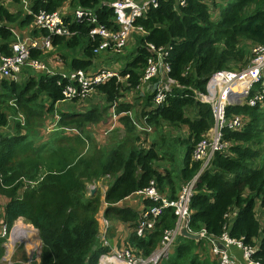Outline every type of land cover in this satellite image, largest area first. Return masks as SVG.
I'll list each match as a JSON object with an SVG mask.
<instances>
[{
  "label": "trees",
  "instance_id": "obj_1",
  "mask_svg": "<svg viewBox=\"0 0 264 264\" xmlns=\"http://www.w3.org/2000/svg\"><path fill=\"white\" fill-rule=\"evenodd\" d=\"M63 1L33 0L31 14L20 20L19 26L32 23L33 13L39 9L49 12L59 9ZM112 1L76 0V4L94 11L97 21L109 27L114 18ZM210 10L219 12V17L213 19ZM144 15L135 24L141 25L146 34L136 38L135 49L121 69V74L129 73L128 85L116 83L114 78L98 85L96 91L106 101L102 108L56 112L55 104L63 98L61 84L57 83L59 73L52 76L38 73L25 77L22 83L0 78V127L7 124V109L3 106L7 98L14 99L11 114H18L15 132L0 134V194L8 197L5 205L0 206V219L8 228L20 219L37 230L41 244L39 262L35 264H96L100 253L107 250L98 240L96 215L102 202L106 204L103 217L133 224L137 212L116 204L145 188L150 179L156 180L161 193L175 198L181 184L199 171L200 162L192 159V150L213 124L209 104L199 101L197 93L205 92L214 72L230 69L231 64L246 66L252 57L248 43L264 45V0H187L179 12L173 8V0H160L158 7L147 9ZM18 17L0 6V55L9 54V43L16 40L6 23ZM69 29L74 31L71 37L54 36L52 45L64 50L81 49L83 58L70 57L69 65L71 69L85 68L91 64L95 55L92 50L99 40L89 37L85 22L71 23ZM148 43L170 46L165 61L174 84L156 107H152L151 93L140 95L136 91V99L143 104L140 116H145L148 124L187 127V138L182 140L187 148L177 172L178 183L169 171L158 170L155 162L162 157L155 149L156 144L146 148L138 144L139 131L130 116L122 113L131 111V103L118 101L121 90L136 89L148 57L154 56ZM38 55L40 51H31L32 58ZM260 89L264 86L256 83L252 92ZM114 101L122 126L117 129L119 134L104 149L93 144L92 150L77 151L76 147L84 145L90 137L83 133L84 127L103 120ZM53 111L58 116L57 127H74L79 129V135L70 142L61 138L56 148L41 154L37 151L40 146L32 149L31 141L26 138L34 131V124ZM226 115H241L247 121L240 130L223 127V140L229 146L225 151L215 152L197 177L190 200L189 227L193 232L204 229L214 237L227 231L231 238L241 239L246 246L255 248L252 260L264 263V224L256 217L257 203L264 210V99L255 106L229 105ZM20 123L28 130L21 133ZM103 176L113 180L101 200L97 191L92 194L87 186ZM20 177L35 184L26 186L18 198L17 190L23 186ZM232 212L235 216L230 220L228 215ZM173 223L174 215L167 208L146 236L131 233L128 239L147 255L161 231ZM178 239L181 243L175 253L161 259L159 264H205L195 258L194 252L191 254L190 244L195 239L184 235ZM2 241L0 259L4 250Z\"/></svg>",
  "mask_w": 264,
  "mask_h": 264
},
{
  "label": "built area",
  "instance_id": "obj_2",
  "mask_svg": "<svg viewBox=\"0 0 264 264\" xmlns=\"http://www.w3.org/2000/svg\"><path fill=\"white\" fill-rule=\"evenodd\" d=\"M209 1V0H205ZM160 0H113L110 6L113 9V24L106 27L100 24L94 16V11L86 9L80 5L74 6L69 18L58 11H46L39 9L33 13L32 25L44 30V34L24 39H16L9 44V54L0 55V78L14 80L20 72L23 65L27 64L36 72L52 76L55 74L51 68L42 61L32 59L30 56L32 50L45 52L52 48V39L54 36L69 38L74 31H70L69 24L85 22L89 26V37L99 42L93 47V53L107 52L114 56H121L132 34L137 37L146 34L144 28L135 24V21L144 17L147 9L158 7ZM187 0H173V8L179 12L184 7ZM211 17L217 19L219 12L211 11ZM149 50L154 54L147 59V64L140 83L134 90L142 92L150 91L152 94V107L160 105L165 100L166 92L174 84L173 79L168 76L169 66L165 61L170 46H154L147 44ZM252 55L249 63L241 68L230 70H218L214 72L205 85V92L197 93V99L202 103L209 104L213 124L196 142L192 150V159L200 162L199 171L188 181L183 183L175 198L170 199L162 194L157 186L155 179H150L148 185L136 191L143 200H148L138 213L135 223L132 224L131 233L138 237H144L152 231L165 209L170 208L174 215V223L171 227L162 230L161 239L153 253L144 254L140 248L135 247L126 241L121 245L113 244L108 238V230L111 228L110 221L105 217L98 218L99 234L98 240L106 251L100 253L96 264H159L160 260L168 255L178 236L185 228L187 232L198 234L199 238L205 239L211 248L212 254L216 257L217 264H240L238 259L230 252V248H236L240 252L241 264H264L252 260L251 255L255 248L246 246L241 239L231 238L227 231L220 236L214 237L207 234L204 229L193 232L189 227L190 222V200L194 193V186L199 173L205 169L215 152L227 150L229 143L223 140L222 129L228 127L230 130H240L247 119L241 115H232L227 117L226 108L229 105L255 106L264 99V89L252 92L253 86L260 83L264 86V45L255 44L250 47ZM61 84L62 100L74 101L77 104L88 100L96 91L97 86L104 84L114 78L116 83L120 82L124 86L128 85L129 73L121 74V70L116 67H98L89 66L79 69H71L66 72H58ZM62 80H65L62 83ZM97 92V91H96ZM116 102L111 106L112 118ZM130 116L132 123L138 131L150 132L151 125L146 122V117H141V121H136L131 111L122 112ZM119 116V114H118ZM23 123L24 118L20 116ZM58 119V116H57ZM65 133H74L79 135L78 129L74 127H60ZM145 148L142 139L138 143ZM93 187H90L92 190ZM90 190V191H91ZM231 213L228 215L230 218ZM35 229L22 220L18 219L11 227L0 219V239H3V255L1 264H32L35 259L32 256L29 261L13 260V254L16 248L29 241L30 237L35 236ZM31 252H37L33 249Z\"/></svg>",
  "mask_w": 264,
  "mask_h": 264
},
{
  "label": "rangeland",
  "instance_id": "obj_3",
  "mask_svg": "<svg viewBox=\"0 0 264 264\" xmlns=\"http://www.w3.org/2000/svg\"><path fill=\"white\" fill-rule=\"evenodd\" d=\"M222 4L225 3V1L221 2ZM221 4V7H222ZM76 0H72L71 3L67 4V7L70 8H74V6H76ZM73 10V9H72ZM137 36L136 34H132L128 43L126 44L122 55L118 56V57H113V61L115 62V66L116 68H118L119 70L123 69V67H125L126 65V61L130 59V56L132 55L134 49H135V40H136ZM250 45V47L252 46V44L248 43ZM71 51L70 55H79L81 53V49L77 52H75L76 50H64L61 46H57L55 48H52L51 50H49L48 52H40V55L32 58V59H36L39 61H42L45 63V59L52 56L53 54H56L55 57L53 58H63V55H68V53ZM102 53V52H100ZM99 53V54H100ZM67 60H69L68 56L66 57ZM107 66H111V64H108ZM239 65H234L231 64V68L230 70H235L238 69ZM91 67V66H90ZM91 68H95V67H91ZM109 68V67H108ZM38 73L40 72H36L33 68H31L30 66H28L27 64L23 65L20 72L17 74V76L15 77L14 80L18 81V82H23L24 78L27 76H36ZM144 93H148V91L144 90ZM121 96L119 97L118 101L120 102H127V103H131L132 108H131V114L132 117L136 120V121H141L140 120V112L142 110V103L139 99H136V92L134 90H129V89H125L124 91L121 90ZM8 100L6 101V103L3 105L7 110V125L6 126H2L0 127V134H12V132H15V130L17 129L15 121H18L15 117L18 116V114H16V116L12 115L11 112L9 111V109L13 108V102L14 99L11 98H7ZM75 103V105H74ZM106 104V101L104 99V97L97 93L96 91L91 95V97L86 100V101H82L79 102L78 104L74 101H68V100H64V101H59L55 104V110L56 112H58V110L61 111H71V110H78V111H84L88 108L91 107H98V108H102L104 105ZM7 105L9 107V109L7 108ZM9 111V112H8ZM56 112H52V113H46L44 115V117H42V121L41 122H36L34 124V131L29 133V135L27 136L26 140L31 141V147L32 149L34 147L40 146V149H38L37 151L41 154H45L46 151L49 149L50 145H53V142H57L60 141L62 137L64 140V136H62V134L60 135L59 133H55V137H53L52 135V131L55 130V128L57 126H59L57 124L58 119H57V114ZM115 113V110H114ZM104 114V113H103ZM115 117L112 118V114H111V110L110 107L107 109V114L105 113V115L103 116V120H101L98 123H91L88 126L84 127L83 133L85 135H89V140L88 142L85 143V147H83V151H85L86 148L92 150L93 148V144L95 146H97L98 148L102 147L103 149L108 146L109 144H111L112 140L114 139V137H116V135H118L119 133L117 129L122 128L119 119H118V114L115 113ZM20 132L23 133L26 130H28L26 128L25 125H22L20 123ZM151 125V124H149ZM152 130L150 132H145V131H139V137L142 139V142L144 143L145 148L149 147L152 143L156 144L155 149L156 151H158V155L162 157V159L157 160L155 162L157 168L159 171L163 172V171H169L173 177H175V179L177 180L178 183V177H177V172L179 170V167L181 166V161L182 158L184 156V153L186 151L187 148V143L185 141H182L183 139L187 138V127L185 125H180V126H168V125H163V126H154L153 124L151 125ZM59 131L60 130L58 127L56 128ZM79 130V129H78ZM121 130V129H120ZM58 138V139H57ZM65 142V140H64ZM34 151V150H33ZM84 153V152H83ZM173 153V156H172ZM21 180V182L23 183L22 187H19V191L17 192V194L19 196H21L24 192V189L26 188V186H30L33 187L35 182L32 181H28L25 177H20L19 178ZM113 180V178L109 177V176H103L100 177L99 179L95 180L94 182H90L87 186V191L88 192H92V190L94 192L97 191V193L101 196L105 193V190L107 189V186L110 184V182ZM182 185V184H181ZM90 187H93L92 190L90 189ZM166 187V186H165ZM181 187V186H180ZM91 190V191H90ZM162 194H165L162 192ZM88 195V194H87ZM102 200V198H101ZM123 202H127V201H123ZM102 206L100 207V210L98 212V214L96 215L98 218H101L102 215H100V211L102 210ZM257 210V209H256ZM256 217L258 218V220L263 223L264 222V210L262 209L261 213L259 211H256ZM113 221V220H112ZM114 222V221H113ZM29 224V223H27ZM31 225V224H29ZM35 229V228H34ZM36 230V229H35ZM37 232V230H36ZM162 233V231H161ZM161 239V234L159 237H157L154 240L155 246L153 248H151V252L153 253L155 248L158 246L159 242ZM36 239L33 240V237H30L29 241L25 242L24 244H21L17 247V250L20 252H23V246L27 249H29V251L31 252L33 249H38V256H39V248H38V244L34 243ZM28 243V244H27ZM181 243V240L177 238L176 243H174L173 247L171 248V250L168 252V255L165 256L168 257L170 255H173L175 253V250L177 249V246H179V244ZM190 249H191V254H193V252L196 255V259L199 260L202 263H208L210 262L211 264H217V260L216 257L212 254L211 252V248L209 243L206 240H203L201 238H199L198 240L193 241L190 244ZM15 255L17 256V253H15ZM26 255L24 256H17L20 258H25ZM1 264V261H0ZM33 264V262H32Z\"/></svg>",
  "mask_w": 264,
  "mask_h": 264
},
{
  "label": "crops",
  "instance_id": "obj_4",
  "mask_svg": "<svg viewBox=\"0 0 264 264\" xmlns=\"http://www.w3.org/2000/svg\"><path fill=\"white\" fill-rule=\"evenodd\" d=\"M32 1L33 0H0V6H2L4 9H6L11 14L19 15V17L15 21L10 22V23H6L7 26L11 27L12 32L16 36V39L36 37V36L44 34L41 29L35 28L32 25V23L26 24L23 26H19L20 20H22L26 15L31 14ZM71 1L72 0H64L62 2V5L60 6V8L57 9L64 16V18H69L71 13H72L73 8L69 9L67 7V4L71 3ZM52 48H55V47H53V45H52ZM52 48H50L49 50H51ZM49 50L45 51V53L48 52ZM66 51H68V50L66 49ZM75 52H77V50ZM70 54H71V51L68 53V55L67 54L63 55V58H61V59L60 58H53L56 56V54H53L52 56L46 58L44 61H45V64H47L51 68V70H53L55 73L66 72V71L71 70V67L69 65V60L66 59L67 56L69 59H70V57H72V58H75V57L76 58H83L82 51L79 55H70ZM116 57H118V56H116ZM108 64H111V66H113V67L116 65L115 62L113 61V56L111 54H109L107 52H102L100 54L98 53V54H95L93 56V58L91 60V64L89 65V67L90 66L95 67V68L111 67V66H107ZM148 93L150 94V91ZM143 94H144V91L140 92V95H143ZM74 105H75V103H74ZM9 111L11 112L10 109H9ZM6 125H4V126H6ZM56 128H55V130L52 131L53 137H55V135H56L55 133L57 132L60 135L62 134V136H64V138H66L67 141L70 142L73 140L72 138H74L75 136H78L77 134H74V133H65L63 131H59ZM58 128H60V127H58ZM12 133H14V132H12ZM60 138H62V137H60ZM56 147H57V142L56 143L53 142V145L49 146V150L54 149ZM83 147H85V144L77 146L76 149H77V151L83 152V149H82ZM103 195L101 196L102 199H103ZM16 196L18 198H20L22 195L19 196L17 194ZM124 200L127 202H123ZM7 201H8V197L0 194V206L3 207ZM144 204L145 203L143 202L142 197L140 195H138L136 192H134L130 196H127L124 199H122L121 201H119L116 205H118V206H129L130 208L134 209L138 214L139 211L142 209V206ZM102 205L103 206H102V210L100 211L101 212L100 215H102L103 208L106 206V204L104 202H102ZM256 209H257L256 211H259L261 213L262 208L259 206L258 203H257ZM256 214H257V212H256ZM234 216H235V212H232L231 216H230V220H232L234 218ZM109 221H110V224L112 225L111 228H113L111 234H108V238L110 239V242L113 244L121 245V244L125 243L126 241H128L129 240L128 237L131 234L132 223H123V222H117V221L113 222L112 220H109ZM263 224H264V222L262 223V225ZM180 235H183V234L181 233ZM34 239H36L34 243L38 244V248H39L41 242H40V239H39L36 231H35V236L33 237V240ZM203 240H205V239H203ZM230 252L238 259L239 263L241 264L242 260L240 257L239 250L231 247ZM15 253H17V256H24V255H26V256H25V258L22 259L20 257H17L15 255ZM32 254H33V252H30L29 249L26 248V246L25 247L23 246V252L18 251L16 248V250L13 254V260L14 261H16V260L29 261ZM38 262H39V256L37 255L35 261H33V264L38 263Z\"/></svg>",
  "mask_w": 264,
  "mask_h": 264
},
{
  "label": "water",
  "instance_id": "obj_5",
  "mask_svg": "<svg viewBox=\"0 0 264 264\" xmlns=\"http://www.w3.org/2000/svg\"><path fill=\"white\" fill-rule=\"evenodd\" d=\"M91 193L93 194L94 191L92 190ZM182 234H183L184 236H187V237L192 238V239H195V240H198V239H199L198 234H194V233L187 232V230H186L185 228L182 229ZM88 255H90V253H89ZM36 256H37V252H34V253L32 254V259H35Z\"/></svg>",
  "mask_w": 264,
  "mask_h": 264
},
{
  "label": "bare ground",
  "instance_id": "obj_6",
  "mask_svg": "<svg viewBox=\"0 0 264 264\" xmlns=\"http://www.w3.org/2000/svg\"><path fill=\"white\" fill-rule=\"evenodd\" d=\"M28 244V243H27Z\"/></svg>",
  "mask_w": 264,
  "mask_h": 264
}]
</instances>
